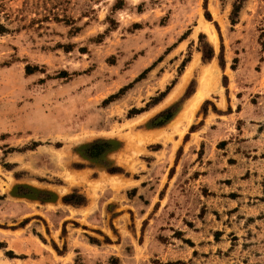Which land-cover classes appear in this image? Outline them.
<instances>
[{
    "label": "rangeland",
    "instance_id": "rangeland-1",
    "mask_svg": "<svg viewBox=\"0 0 264 264\" xmlns=\"http://www.w3.org/2000/svg\"><path fill=\"white\" fill-rule=\"evenodd\" d=\"M236 3L0 0V264H264V0Z\"/></svg>",
    "mask_w": 264,
    "mask_h": 264
},
{
    "label": "trees",
    "instance_id": "trees-1",
    "mask_svg": "<svg viewBox=\"0 0 264 264\" xmlns=\"http://www.w3.org/2000/svg\"><path fill=\"white\" fill-rule=\"evenodd\" d=\"M243 1H244V0H238V3L235 4V6H234V14L239 13V11H240V9H241V2H243ZM7 30H8V28H7L4 24L0 23V33H4V32H6ZM34 70H35V67H32V66H30V65L27 66V69H26L27 73H32ZM169 89H170V88H169ZM167 92H168V91H167ZM165 94H166V92H163L161 95H162V96H165ZM9 255H10V256H13V257H14V256L17 257V255H15L14 252H10Z\"/></svg>",
    "mask_w": 264,
    "mask_h": 264
},
{
    "label": "crops",
    "instance_id": "crops-1",
    "mask_svg": "<svg viewBox=\"0 0 264 264\" xmlns=\"http://www.w3.org/2000/svg\"><path fill=\"white\" fill-rule=\"evenodd\" d=\"M12 239H15V238H12ZM3 241H8V242H10L11 241V239H6V237H0V242H3ZM46 248H44V247H42L41 248V250H40V252L42 253V254H45V252H47V253H49L48 251V248H47V246H45ZM2 248L3 247H0V255H1V258H3V261H4V258H7L6 256H5V251L3 252V250H2ZM12 251H14V254L15 255H17V252L13 249ZM35 252L36 253H38L39 252V250H35ZM25 253H27V252H25ZM51 253V252H50ZM49 253V254H50ZM28 254V253H27ZM8 256V255H7ZM50 256H52V254H50ZM19 257H18V255H17V257L16 256H10L9 255V257H8V261H13L12 263H16L15 262V260H17Z\"/></svg>",
    "mask_w": 264,
    "mask_h": 264
},
{
    "label": "bare ground",
    "instance_id": "bare-ground-1",
    "mask_svg": "<svg viewBox=\"0 0 264 264\" xmlns=\"http://www.w3.org/2000/svg\"><path fill=\"white\" fill-rule=\"evenodd\" d=\"M213 35H214V34H213ZM213 37H214V40L216 41V39H217L216 35H214ZM210 71H211V70H210ZM187 77H188V76H187ZM187 77L184 78V79H185V82L182 83V84L179 86V88H178V91H179L180 93H181V92L183 91V89H184L183 86H184L185 83H186V80H187L186 78H187ZM208 85H209V84H208ZM178 95H180V94H174L173 97L171 96V99L173 98L172 101L175 100V99L178 97ZM193 97H194V96H193ZM191 100H192V99H191ZM194 100H195V99H194ZM200 103H201V102H200ZM197 104H198V103H197ZM196 108H197V107H196ZM184 113H185V112H184ZM184 113L182 114V116H184ZM180 119H181V118H180ZM178 122H179V121H178ZM179 124H180V123H179ZM187 126H188V125H187Z\"/></svg>",
    "mask_w": 264,
    "mask_h": 264
}]
</instances>
